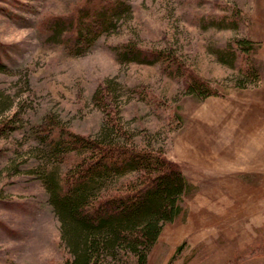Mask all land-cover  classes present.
<instances>
[{
    "label": "rangeland",
    "instance_id": "rangeland-1",
    "mask_svg": "<svg viewBox=\"0 0 264 264\" xmlns=\"http://www.w3.org/2000/svg\"><path fill=\"white\" fill-rule=\"evenodd\" d=\"M83 0H0V89L19 109L18 128L0 140V264H63L59 223L34 172L31 129L45 117L95 135L102 112L91 96L116 82L123 126L177 163L188 189L181 212L164 225L147 264H264V0H122L128 17L82 55L47 40L38 25ZM236 14L234 29L207 20ZM133 40L169 50L219 91L198 100L164 64H121L112 48ZM247 39L258 80L243 88L239 57L217 53ZM14 106V107H15ZM17 168L18 172L15 173Z\"/></svg>",
    "mask_w": 264,
    "mask_h": 264
},
{
    "label": "trees",
    "instance_id": "trees-1",
    "mask_svg": "<svg viewBox=\"0 0 264 264\" xmlns=\"http://www.w3.org/2000/svg\"><path fill=\"white\" fill-rule=\"evenodd\" d=\"M129 13L122 0H83L65 14L44 17L38 29L47 40L77 56L98 38L116 32ZM235 17L221 16L207 23L234 29ZM253 49L251 41L238 39L217 53L222 63L241 60V74L248 79L237 87L258 80L249 60ZM112 51L121 64H164L169 74L180 77L184 93L198 100L220 95L169 50L143 48L129 39ZM7 71L0 60V74ZM115 87L114 79L106 78L91 96L103 115L95 135L73 132L52 117L31 129L32 151L38 159L33 173L59 223V241L67 254L63 264H147L164 225L182 210L188 189L185 176L160 147L138 141L123 126ZM14 106L13 97L0 89V140L19 129V109ZM254 255H264V244L255 247Z\"/></svg>",
    "mask_w": 264,
    "mask_h": 264
}]
</instances>
